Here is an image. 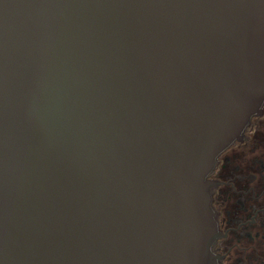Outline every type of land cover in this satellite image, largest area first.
I'll return each mask as SVG.
<instances>
[{
	"label": "water",
	"instance_id": "obj_1",
	"mask_svg": "<svg viewBox=\"0 0 264 264\" xmlns=\"http://www.w3.org/2000/svg\"><path fill=\"white\" fill-rule=\"evenodd\" d=\"M263 102L264 0H0V264H167L169 212L214 264L206 178Z\"/></svg>",
	"mask_w": 264,
	"mask_h": 264
},
{
	"label": "flooded vegetation",
	"instance_id": "obj_2",
	"mask_svg": "<svg viewBox=\"0 0 264 264\" xmlns=\"http://www.w3.org/2000/svg\"><path fill=\"white\" fill-rule=\"evenodd\" d=\"M206 180L212 216L208 260L214 264H264V102L261 114L251 118L243 137L219 153ZM176 216L169 212L166 230L158 234L159 241L164 238L166 242V262L193 263L187 227L179 225ZM197 251L202 258L203 244ZM162 254L159 244V264Z\"/></svg>",
	"mask_w": 264,
	"mask_h": 264
}]
</instances>
